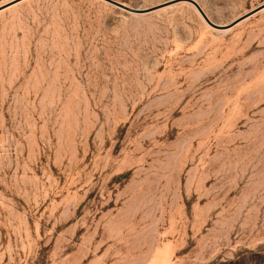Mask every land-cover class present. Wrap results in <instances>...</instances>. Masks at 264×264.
I'll return each instance as SVG.
<instances>
[{"label": "rangeland", "instance_id": "obj_1", "mask_svg": "<svg viewBox=\"0 0 264 264\" xmlns=\"http://www.w3.org/2000/svg\"><path fill=\"white\" fill-rule=\"evenodd\" d=\"M115 1L0 13V264H264V12Z\"/></svg>", "mask_w": 264, "mask_h": 264}, {"label": "water", "instance_id": "obj_2", "mask_svg": "<svg viewBox=\"0 0 264 264\" xmlns=\"http://www.w3.org/2000/svg\"><path fill=\"white\" fill-rule=\"evenodd\" d=\"M21 0H14L11 3H8L6 5H3L0 7V10L8 7L9 5H12L14 3H17ZM103 2H106L120 10H123L127 13L130 14H135V15H143L146 13H149L150 11H152L151 9H137V8H132L129 7L125 4H122L120 2H117L115 0H101ZM181 2H186L189 3L190 5H192L197 11L198 13L201 15V17L204 19V21L213 29L215 30H228L230 28H233L234 26H236L237 24H239L240 22L244 21L245 19L259 13L260 11H262L264 9V3L260 6H258L257 8L249 11L248 13H246L245 15L241 16L240 18L236 19L235 21H233L231 24L229 25H218L216 23H214L206 14V12L203 10V8L201 7V5L196 1V0H179Z\"/></svg>", "mask_w": 264, "mask_h": 264}, {"label": "crops", "instance_id": "obj_3", "mask_svg": "<svg viewBox=\"0 0 264 264\" xmlns=\"http://www.w3.org/2000/svg\"><path fill=\"white\" fill-rule=\"evenodd\" d=\"M25 1H26V0H23V1L19 2V3H17V4H14L13 6H10V7L6 8V9L0 11V13L4 12V11H6V10H9V9L15 7V6H18L19 4H21V3L25 2ZM261 12H264V9H263L262 11H260L259 13H257V14H255V15H253V16H251V17L245 19L244 21L240 22V23L237 24L236 26L240 25L241 23H243V22H245V21H247V20H250L251 18H253L254 16L260 14ZM236 26H234L233 28H230V29H228V30L230 31V30L234 29Z\"/></svg>", "mask_w": 264, "mask_h": 264}, {"label": "bare ground", "instance_id": "obj_4", "mask_svg": "<svg viewBox=\"0 0 264 264\" xmlns=\"http://www.w3.org/2000/svg\"><path fill=\"white\" fill-rule=\"evenodd\" d=\"M21 1H23V0H21ZM21 1H19V2H21ZM19 2H17V3H19ZM17 3H14V4H17ZM14 4L9 5L8 7L13 6ZM8 7H6V8H8ZM6 8H4V9H6ZM4 9H2V10H4ZM2 10H0V11H2Z\"/></svg>", "mask_w": 264, "mask_h": 264}]
</instances>
